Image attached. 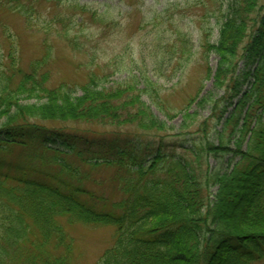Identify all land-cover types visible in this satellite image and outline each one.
Masks as SVG:
<instances>
[{"label": "trees", "instance_id": "16d2710c", "mask_svg": "<svg viewBox=\"0 0 264 264\" xmlns=\"http://www.w3.org/2000/svg\"><path fill=\"white\" fill-rule=\"evenodd\" d=\"M5 1L0 0V4ZM23 1L7 0V3L12 10L21 12L28 6ZM258 5L259 0H233L218 42L206 45L208 52L213 51L220 58L215 73L218 89L225 88L237 71L240 51ZM254 45L251 51H255L254 57H260L262 63L253 73L252 87L238 100L236 111L242 112L249 106L243 116L233 114L226 121V126H234L235 147L224 138L216 145L206 137V132L194 138L190 146L180 144L177 139L167 140L165 135L172 126L153 112L134 86L121 84L113 89H99L88 82L80 85L83 94L75 96L67 83L56 88L48 86L50 72H42L41 66L52 58L50 52L32 62L27 73L18 59L11 56L14 58L11 68L17 72L10 75L4 70L0 74V118H6L1 131L10 143L44 142L46 133L39 130V125L30 123V118L131 125L139 136L146 133L157 136H152L155 140L149 158L145 155V145L135 148L131 141L119 139L117 135L91 158H82V152L76 149L81 163L93 169L111 166L124 172H120L121 176L119 171L115 174L118 177L115 180L122 183L124 199L111 206L94 202L90 199L93 192L81 185L63 179L57 182L37 179L27 170L15 176L4 172L0 164V264H76L74 239L66 223L116 228L115 242L96 264H256L264 261L262 28ZM17 73L22 74L18 80ZM207 78H211L210 70ZM201 88L189 100L182 130L190 127L188 123L192 124L189 106L200 98ZM235 92L237 97L239 90ZM22 95L41 96L45 101L22 104ZM234 96L231 95L232 100ZM200 101L209 102L205 96ZM176 116V113L167 114L170 120ZM55 135L66 141L68 149L73 148L72 142L77 136L61 131ZM1 148L7 151V147ZM112 149L120 155L114 157ZM54 152L51 160L49 157L46 160L62 167L60 174L67 173L77 179V169L59 156L64 153L58 149ZM225 154H232L237 163L225 172L211 170L210 158ZM82 175L87 177L85 173ZM237 207L239 210L235 212Z\"/></svg>", "mask_w": 264, "mask_h": 264}, {"label": "rangeland", "instance_id": "374dc122", "mask_svg": "<svg viewBox=\"0 0 264 264\" xmlns=\"http://www.w3.org/2000/svg\"><path fill=\"white\" fill-rule=\"evenodd\" d=\"M232 1L24 0L28 6L18 12L12 10L6 0L0 4V74L4 70L10 75L17 72L12 69L14 58L11 56L18 59L23 72L27 73L31 71L32 62L41 60L50 52L52 58L41 66L42 72H50L49 87L67 83L74 90L73 94L79 96L83 94L80 85L88 82L99 89L130 84L153 112L172 126L173 129L165 135L167 140L177 139L180 144L190 146L194 138L206 132V137L216 145L221 143L220 138H224L233 147L237 135L232 132L234 126H226V121L233 114L243 116L249 106L247 104L242 112L240 109L236 111L238 100L252 87L253 73L262 63L260 57H254L255 51L252 52L251 47L255 46L254 40L261 28L264 31V0H259L232 81H228L225 88L218 89L215 73L220 58L217 53L208 52L206 45L218 42ZM209 70L210 79L207 78ZM248 72L249 75L245 76ZM20 75H15L17 80ZM201 86L200 98L189 106L192 124L188 123L187 127H190L182 130L189 100ZM236 90H239L237 97L234 96ZM204 96L209 102L203 104L200 100ZM40 97L22 95L21 102L43 103L45 100ZM168 113L177 116L170 120ZM5 120L0 118L1 141L9 139L1 131ZM30 123L39 125V130L46 133L45 143L11 144L7 151L0 150L3 171L17 176L27 170L37 179L52 182L63 179L93 192L90 199L94 202L109 206L124 199L122 183L115 180L119 170L111 166L93 169L89 164L81 163V157L91 158L117 135L119 139L131 141L135 148L145 145V155L149 158L155 140L152 136H157L148 133L139 136L131 125L52 122L37 118H30ZM57 131L77 136L72 142L75 151L68 149L66 141L55 135ZM55 149L64 153L59 154L65 159L64 163L77 169V179L67 173L60 174L63 168L50 162ZM76 149L82 152L81 157L77 156ZM48 157L50 160H46ZM236 160L232 154L213 156L209 167L225 172ZM120 172L124 173L119 171V176ZM64 225L74 239L76 264H96L115 242L116 228L113 225ZM263 263V260L256 262Z\"/></svg>", "mask_w": 264, "mask_h": 264}, {"label": "bare ground", "instance_id": "6f19581e", "mask_svg": "<svg viewBox=\"0 0 264 264\" xmlns=\"http://www.w3.org/2000/svg\"><path fill=\"white\" fill-rule=\"evenodd\" d=\"M12 143H10L9 141L5 140L3 141L2 143H0V147H2L1 149H4V147H7L9 148L11 146ZM74 149V148H72ZM111 154L114 156V157H118L120 154L116 153V151L114 149L111 150ZM124 156V155H122ZM53 177V176H52Z\"/></svg>", "mask_w": 264, "mask_h": 264}]
</instances>
